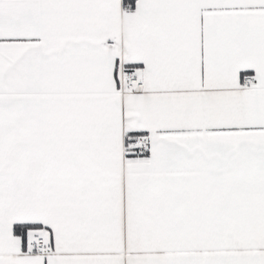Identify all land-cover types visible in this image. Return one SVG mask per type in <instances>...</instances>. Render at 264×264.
<instances>
[{"label": "snow or ice", "instance_id": "obj_1", "mask_svg": "<svg viewBox=\"0 0 264 264\" xmlns=\"http://www.w3.org/2000/svg\"><path fill=\"white\" fill-rule=\"evenodd\" d=\"M0 264H264V0H0Z\"/></svg>", "mask_w": 264, "mask_h": 264}]
</instances>
